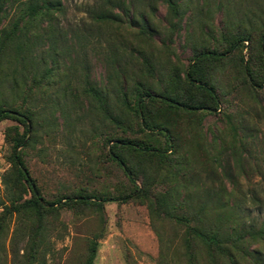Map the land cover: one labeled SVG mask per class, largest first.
<instances>
[{
    "label": "rangeland",
    "instance_id": "rangeland-1",
    "mask_svg": "<svg viewBox=\"0 0 264 264\" xmlns=\"http://www.w3.org/2000/svg\"><path fill=\"white\" fill-rule=\"evenodd\" d=\"M181 1L180 14L170 15L166 0H154V13L149 19L156 32L151 36L152 47H147L130 36L132 31H125L128 16L116 22V27L92 18L104 0H60L61 9L49 17L53 28L42 37V26L47 25L41 21L37 29L39 38L31 46L34 61L41 60H36L37 65L42 61L48 64L52 54L56 57L58 65L52 76L56 81L42 93L35 91L31 142L17 148L38 192L46 200L61 193L76 195L82 191L99 201L101 197H119L134 191L121 167L109 156V144L124 136L161 148L163 135L155 130L139 131L135 120L129 126L122 120L127 127L116 126L103 109L95 110L91 105L88 84L109 87L112 96L115 74L136 77L142 67L139 56L145 53L155 67L152 76L159 78L161 85L168 79H177L184 85L182 72L194 47L220 49L225 44L220 41L221 35L234 32L226 20H240L244 27L249 22L250 39L242 41L240 51L237 44L225 59L215 55L196 64L201 75L210 74L208 81L214 84L217 99L215 107L178 110L145 101L148 117L160 112L159 120L171 135V148H165V156L159 161L150 153L127 148L118 152L133 165L135 183L143 187L144 181L152 194H169V208L178 214L187 215L204 206L208 216L224 213L223 225L228 232L233 228L260 232V237L244 238L242 253L237 254L236 261L264 264V59L258 48L264 35V27L258 26L260 19L264 25V0ZM140 10L148 12L146 4L137 0L136 12ZM13 13L14 8L10 16ZM167 17L176 23L171 28ZM227 48L228 43L222 50ZM242 62L251 71L255 84L247 79ZM15 65L18 69L14 75L19 79L21 67ZM9 74L7 67L3 76L6 81L0 85L5 93L12 83ZM190 74L193 76L191 70ZM198 99L191 96L189 102ZM109 100L112 103V97ZM180 100L188 101L187 96ZM12 125L17 133L23 130L16 120L0 119V199L5 203L2 177L10 168L7 137L14 134L9 128ZM151 164L163 166L164 171L157 174ZM141 167L146 179L137 169ZM28 196L29 191L23 193V197ZM146 202L144 197L141 200L132 196L126 201H102L100 206L92 202L86 206L62 204L56 213H48L44 218L47 233L40 255L45 264H79L85 237L99 232L93 264H188L180 237L183 225L167 216L155 217ZM15 215L7 217V230L0 237V264H26L21 254L26 232L11 237ZM199 247L192 238L189 250L196 252ZM199 252L195 254L196 264H207L205 255Z\"/></svg>",
    "mask_w": 264,
    "mask_h": 264
},
{
    "label": "trees",
    "instance_id": "trees-1",
    "mask_svg": "<svg viewBox=\"0 0 264 264\" xmlns=\"http://www.w3.org/2000/svg\"><path fill=\"white\" fill-rule=\"evenodd\" d=\"M141 1L146 4L148 12L144 10L136 12L137 0H104L102 6L92 13V18L99 23H113L115 25L122 17L128 16L125 31H132L130 36L137 38L138 44L152 47L150 40L151 36L156 32V28L149 16L154 13V0ZM166 1L170 15L180 14L178 6L181 5V0ZM61 7L60 0H0V85L6 81L3 76L7 67H10L9 76L12 78V83L7 87L8 93H5L0 88V119L11 118L23 125L21 133L15 131V125L9 127L12 128L14 134L7 137L10 141V153L8 155L10 168L7 174L2 177L7 202L5 203V201L0 199V237L7 230V217L15 213L16 224L11 231V237L22 236L26 232L25 245L23 246V253H21L25 258L26 264H33L35 261L37 264H45L42 255H40V246L43 244L44 236L47 233V224L44 219L46 214L56 213L59 206L69 202L82 206L92 202L100 206L102 201L106 200L120 199L121 201H126L132 196L142 200L144 197L147 199L146 204L150 211L154 212L155 217L163 218L167 216L172 222L183 225L184 228L180 237L182 238V246L184 247V254L187 256L188 264H196L195 254H200L199 251L205 255L207 264H238L236 256L238 253H242L244 238L246 236L250 238L260 237V232H241L234 228L228 232L223 225L224 213L219 216H208L204 206L197 207L196 210L191 211L187 215L184 213L178 214L172 210V206V209L169 208V194L164 195L160 192L152 194L149 186H145L144 181L143 187L135 183L132 175L134 172L133 165L126 161L118 150L127 148L140 153H150L156 155L158 161L161 160L165 156V148H171V135L166 128L167 126L159 120L160 112L157 114L158 120H156L157 116L148 117V104L144 102H159L160 106L178 110L210 109L213 106L215 107L217 99L214 93V84L208 81L210 74L209 77L201 75L199 73V64H196L204 58L215 57V55L221 56L216 58L225 59L227 57L226 53H229L233 46L237 47L239 45L240 51L242 41L250 39V23L248 22L247 26L244 27L243 25L241 26L242 22L240 20L237 22L226 20V24L234 31L227 32L220 37V41L225 43L224 46L228 43L227 50H222L224 46L220 49L215 47L211 49L194 47L193 53L187 62L188 64L182 72V83L184 85H180L177 79H168L161 85L159 78H153L155 67L145 53L139 56L142 67L137 71L136 77L129 79L124 74H115L112 96L109 95V87L101 88L91 83L88 84L86 91L91 94L93 99L91 105L95 110L103 109V113L110 116L118 127L126 126L122 123V120L128 122V126L132 122L134 123L135 120V125L138 126L139 131L155 130L156 133L163 135L164 146L159 148L158 146L147 144L142 139H132L124 136L116 137L114 141H111L108 151L109 156L121 167L134 187V191L126 195L101 197L99 201H96L94 200L95 198L90 199L93 198L91 193L77 191L74 193L76 195L65 192L52 200H46L38 192L34 179L29 174L28 168L21 158L19 148L27 146L31 142V132L34 130V105L32 101L35 98V91L42 93L55 83L56 80L52 79V76L56 74L55 65H58L57 59L53 54L48 58V64L42 61L40 62L41 64L37 65L35 62L39 59L36 58L34 61L35 52H33L31 46L34 45V40L39 38L40 31H37V29L41 25L40 22L45 21L44 25H47L45 27L42 26V29H44L42 37L45 38V32L49 34L48 30L53 28V23H50L49 17L54 11H59ZM12 8H14V13L10 16ZM6 20H8L7 23ZM157 20L159 19L157 18ZM167 21L170 28L176 24L168 17ZM134 24L137 26H134ZM258 26L264 27L261 19ZM259 41V52L264 59V35L260 37ZM167 50L170 51L166 48ZM116 57L117 52L115 51L114 58ZM15 63H18L21 67L22 73L19 79L14 75L18 69ZM242 68L249 82L255 84V79L244 62H242ZM190 70L193 72V76L190 74ZM178 90L184 92L179 94L176 92ZM181 96H187L188 101H181ZM191 96L194 99L195 97L199 98L198 102L195 101L190 104L189 99ZM109 97H112V103ZM18 101L20 102L16 104ZM151 123H154V125L150 126ZM114 148L115 151H113ZM151 167L153 171L154 169L156 170L157 174L164 171V167L161 165H152ZM137 169L142 171L143 167ZM142 176H145V179L148 177L145 173ZM26 191H29V196L23 197V193ZM99 236H101L99 232H94L92 235L85 237L83 258L79 264H93ZM192 238H195V242L200 245L199 251L189 250Z\"/></svg>",
    "mask_w": 264,
    "mask_h": 264
}]
</instances>
